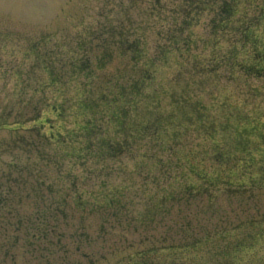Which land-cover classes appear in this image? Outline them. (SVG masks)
<instances>
[{"label": "rangeland", "instance_id": "374dc122", "mask_svg": "<svg viewBox=\"0 0 264 264\" xmlns=\"http://www.w3.org/2000/svg\"><path fill=\"white\" fill-rule=\"evenodd\" d=\"M205 1L209 6L189 9L191 19L176 29L182 0H162L164 6L148 0H0V264H142L143 258L149 261L143 264H264L263 157L256 154L253 169L242 166L211 185L202 187L192 176L186 190L183 184L162 187L166 170L152 160V144L106 123L124 110L131 127L148 117L146 100H158L160 110L150 117L161 118L170 132L179 124L187 141L176 154L201 156L212 147L199 127H191L197 115L191 106H170L188 95L234 154L243 152L237 145L234 150L233 133L264 129V0ZM122 29L134 35L130 40L139 38L132 46L142 44L154 57L146 62L151 80L142 97L125 91L142 77L145 62L140 50L134 63L118 47L131 43L117 37ZM183 29L188 35L182 38ZM98 102L105 134L125 139L131 149L105 162L101 184L93 185L102 180L101 164L85 165L95 172L82 181L86 194L64 198L68 188L60 184V171L70 168L63 171L58 160L63 150L74 152L82 117L89 115L85 106ZM164 137L159 134L162 145L155 144L160 156ZM194 159L211 177L227 171L212 159L205 167ZM165 190L174 202L157 195ZM39 229L46 242L37 238ZM205 238L232 246L199 245Z\"/></svg>", "mask_w": 264, "mask_h": 264}, {"label": "trees", "instance_id": "16d2710c", "mask_svg": "<svg viewBox=\"0 0 264 264\" xmlns=\"http://www.w3.org/2000/svg\"><path fill=\"white\" fill-rule=\"evenodd\" d=\"M156 4V6H161L165 5L164 2L162 3V0H148L147 5H152ZM213 6H217L216 0H211ZM182 10L180 9L179 14H177V17L180 16V19H176L179 23L174 25V28H180L181 25L185 26V22H187V19H191V13L188 12L189 9H203L205 6H209L205 0H182ZM225 5V4H223ZM113 6V5H109ZM227 6V5H226ZM155 10L156 7H155ZM214 10V8H213ZM215 11V10H214ZM226 11V13H229L228 9L223 10ZM161 13H158L160 15ZM186 31L187 29H183L180 31L181 37H186ZM119 34H116L117 37L123 36L127 39L129 43L127 46L123 44H118V47H122V50H125V53L131 54L132 58H136L139 53V50L141 51L142 55V60L145 62L144 68H143V75L141 78L136 79L133 82H130L128 85V89L125 88V91L127 92L129 90L130 93L132 94V98L137 97L138 95L142 97V94H146V84L148 81L151 80V74L148 70V64H146L147 61L154 60V57H150L149 53L142 44H138V46H132L135 45L134 41L139 40L133 39L130 40L132 37H134L133 34H131L129 29H122V32L118 31ZM121 33V34H120ZM188 35V34H187ZM179 45V42L177 43ZM142 46V47H141ZM104 51L106 49H103ZM158 55V53H157ZM155 56V55H153ZM134 63H139L137 60L134 59ZM150 74V76H149ZM144 84V87H141L140 85ZM92 100H95L91 98ZM104 101V100H103ZM148 102V117H145L144 119H141L137 123H133L131 127H129L130 123V113L129 111H124L122 110L121 113L119 114L118 111L115 113H112L110 116H108L106 123L107 124H113L115 126L116 130L121 131L122 127H125V129H131L134 130V132H131L132 135H136L135 133H140L142 134L141 138L139 141L141 142H146L150 143L153 146V150L155 154L152 155V160H155V163L159 165L160 167L162 166L165 168L166 173H164L165 178L163 179L164 185L162 187L166 186H181L183 184L184 189H188L187 186L189 185L188 183L190 178L192 176H195L196 178L199 179V182L203 185L205 183H208V185L213 184L215 181L219 182V180H225L224 178H230L231 174H233L234 171H238L242 169V166L250 169H253V164L255 161L256 154L260 155V158L258 160V166H260V169L264 171V129L261 128V126L254 127V132L248 130L247 134L244 131L243 133L238 131L237 133H233L234 138H231L232 141H234L235 146L234 150H237L236 145L239 148L240 152H243L241 154L239 153H232L230 152L233 151V148H229V146H225L224 143H221V139L224 138V134L221 136L215 128H213V122L210 120L209 115L204 113L203 111H200L199 109L195 108V102H193V99L190 97L186 96H179L175 98V101L173 103L171 102L170 106L173 107L174 110H181L180 108H185V106H191L193 109L192 114L197 115L195 116L197 118V121L193 120L194 122H191V127L194 129H197L199 127L201 130L198 132L200 134V138L203 139L206 143H210V147H212L211 152H208L206 148L200 151V155H195L191 151H187L184 153V155H177L175 152L178 149H183L187 148L185 141V137L183 135H180V131L178 128L180 127L179 124L174 123V127L176 129H173L171 132L169 131L168 126H165L163 128V125L167 123L163 122V120L160 118H157L158 116L150 117L154 112L160 110V101L158 100H153V99H147ZM101 103V102H100ZM99 102L96 103L94 106L89 107L85 106L86 111L85 113H88L89 115H84L82 117L81 125L79 128L78 132V137L76 139V148H71V151H74L70 154L68 153L67 149L63 150V158L58 160L59 167L63 170L65 167H69L70 170L66 172L61 173V177L65 179V181H61V185H65L68 188V192L65 194L64 198L71 199L72 195L73 197H79L83 196L86 193H83V179H92L95 178V172H91V170H84L83 167L85 165L92 164V163H99L101 164L100 167H102V170L99 172V177L102 178V180L96 182L94 181L93 185L95 184H101L105 182L104 180V175L102 174L104 171L109 168V166L105 165V162L108 160H115L119 156H121L123 153H125V149H131V146L128 142L125 141V139L121 138L117 141L114 140L115 137L109 138L107 134H105V131L107 130V126H104L105 120L103 117H98V112H97V104H100ZM130 105V103L128 104ZM127 105V106H128ZM137 106V105H136ZM134 106V102H132L131 107H136ZM180 107V108H179ZM204 109V108H203ZM132 112V110H130ZM175 113H173L174 117ZM150 117V118H149ZM172 117V118H173ZM99 119L102 121V123H98ZM136 121V120H135ZM165 121V120H164ZM134 122V121H133ZM149 122V123H148ZM134 125V126H133ZM173 126V124H171ZM113 126L109 127L110 129H113ZM162 128V129H161ZM187 130L189 131L190 128L186 127ZM257 130V131H256ZM130 133V135H131ZM165 135L163 139V144L167 142V145L164 147L166 149H162L161 152L163 156L158 155L157 149L155 147L156 143H160L162 145V142L159 140L158 135ZM237 134H240L241 136L236 137ZM165 138H167L165 140ZM165 141V142H164ZM255 143L257 145L255 146ZM128 150V151H129ZM234 152V151H233ZM199 157L200 161L199 163L202 164L204 167L206 163H204L206 158L212 159L214 162L213 164L217 163L216 165L219 167L221 165L223 168L226 169L225 166L227 167V171L225 174L222 172L218 171L213 177L210 175H207L205 172L199 170V166L195 162L194 158ZM71 163L69 165H65L64 161L66 159H69ZM166 158V162L163 163V159ZM172 158H176L172 160ZM50 163V162H49ZM163 163V164H162ZM185 167V169H184ZM210 169V168H209ZM175 170L178 172V175L175 174ZM64 171V170H63ZM189 173L188 177L187 175H184L183 173L186 172ZM262 171V172H263ZM89 172V173H88ZM247 174V173H246ZM264 174V173H263ZM186 176V177H185ZM189 179V180H188ZM68 181V182H67ZM90 182V181H88ZM158 183L161 184L160 179L157 180ZM199 183V184H200ZM76 188V189H75ZM86 188V187H84ZM90 189V188H89ZM88 189V190H89ZM94 192H90V196L93 197ZM158 196L161 198L165 197L164 199H167V201H170V203L174 202L176 200L175 196L172 195L171 192L165 190L163 193H158ZM181 196H184L185 194ZM180 196V197H181ZM108 202V201H107ZM80 208L79 210L82 212H85V203H80ZM109 207L112 208V206L109 204ZM58 212V210H57ZM50 218L47 220H44L43 226L47 229L48 225L50 223ZM39 235H36L37 238L39 239L40 237L43 239V241L46 242V236L43 235L44 233L42 230H38ZM200 241V240H199ZM198 243H202L201 241ZM204 244H199V245H205V246H223V247H230L232 246L230 242L225 241L221 242L219 239H212V238H205L204 239ZM48 244L51 245V242L48 241ZM146 258H143V260H140V262L146 263L149 262ZM149 259V258H148Z\"/></svg>", "mask_w": 264, "mask_h": 264}]
</instances>
